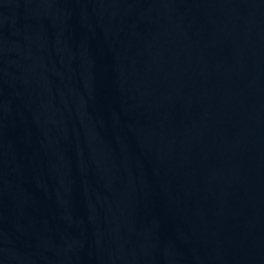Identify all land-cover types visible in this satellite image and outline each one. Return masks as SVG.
Returning a JSON list of instances; mask_svg holds the SVG:
<instances>
[{"label":"water","instance_id":"obj_1","mask_svg":"<svg viewBox=\"0 0 264 264\" xmlns=\"http://www.w3.org/2000/svg\"><path fill=\"white\" fill-rule=\"evenodd\" d=\"M0 264H264V0H0Z\"/></svg>","mask_w":264,"mask_h":264}]
</instances>
